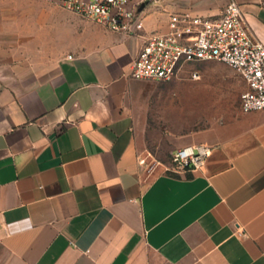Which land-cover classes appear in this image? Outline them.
Here are the masks:
<instances>
[{
    "label": "crops",
    "instance_id": "obj_1",
    "mask_svg": "<svg viewBox=\"0 0 264 264\" xmlns=\"http://www.w3.org/2000/svg\"><path fill=\"white\" fill-rule=\"evenodd\" d=\"M239 1L264 42V0ZM100 33L36 68L0 46V264H264V109L199 143L202 169L147 161L135 114L150 81L131 76L147 34Z\"/></svg>",
    "mask_w": 264,
    "mask_h": 264
},
{
    "label": "rangeland",
    "instance_id": "obj_2",
    "mask_svg": "<svg viewBox=\"0 0 264 264\" xmlns=\"http://www.w3.org/2000/svg\"><path fill=\"white\" fill-rule=\"evenodd\" d=\"M169 10L152 11L147 30L164 27ZM100 29L110 31L55 2L0 0V46L25 68H36L76 47L94 44L103 37ZM246 89L239 73L216 61L191 64L172 82L147 83L144 101L135 114L143 146L148 149L147 161L154 153L172 168L177 144L185 141L187 146L200 145L216 139L215 129L240 115L241 96Z\"/></svg>",
    "mask_w": 264,
    "mask_h": 264
},
{
    "label": "built area",
    "instance_id": "obj_3",
    "mask_svg": "<svg viewBox=\"0 0 264 264\" xmlns=\"http://www.w3.org/2000/svg\"><path fill=\"white\" fill-rule=\"evenodd\" d=\"M83 18L128 36H144L131 76L145 81L172 82L186 68L204 61L221 62L239 73L247 84L241 110L264 109V42L254 33L244 5L229 0L218 14L203 15L172 8L178 0H48ZM161 29L147 30L152 11L169 8ZM197 77L198 73H193ZM209 145L175 150L173 169H202L211 154Z\"/></svg>",
    "mask_w": 264,
    "mask_h": 264
}]
</instances>
